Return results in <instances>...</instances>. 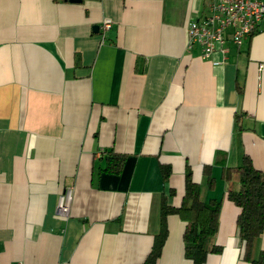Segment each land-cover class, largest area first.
I'll return each mask as SVG.
<instances>
[{"label":"crops","instance_id":"crops-1","mask_svg":"<svg viewBox=\"0 0 264 264\" xmlns=\"http://www.w3.org/2000/svg\"><path fill=\"white\" fill-rule=\"evenodd\" d=\"M210 1L0 0V264H147L161 196L174 188L169 202L181 204L188 164L203 200L222 202L223 251L205 264H250L227 199L240 182L223 180L222 166L247 153L264 172V23L201 58L187 30ZM111 150L128 154L119 175L102 171ZM161 163L172 165L167 181ZM167 226L155 264H193L185 221ZM261 250L264 233L252 256Z\"/></svg>","mask_w":264,"mask_h":264},{"label":"trees","instance_id":"trees-1","mask_svg":"<svg viewBox=\"0 0 264 264\" xmlns=\"http://www.w3.org/2000/svg\"><path fill=\"white\" fill-rule=\"evenodd\" d=\"M128 154L111 150L106 155L103 172L119 175L122 173ZM222 163V162H221ZM222 179L238 180L239 190H230L227 199L239 209L237 225L244 244V260L250 264H264V250L258 257L252 256L255 241L264 233V172L257 168L249 155L244 156L239 167H227L223 163ZM213 165H205L203 172L208 178L209 189L213 190L216 178L213 176ZM160 169L164 181H167L173 168L171 164L161 163ZM185 192L180 205H172L169 197L175 194L174 188L163 192L160 205V230L154 236L150 252L146 257L147 264H155L161 257L166 239L169 236L168 219L178 215L185 223L184 243L185 256L193 264H205L210 254L223 251V246L215 243L219 229L222 202L215 198L203 200L201 186L194 178L192 167L185 169Z\"/></svg>","mask_w":264,"mask_h":264},{"label":"built area","instance_id":"built-area-1","mask_svg":"<svg viewBox=\"0 0 264 264\" xmlns=\"http://www.w3.org/2000/svg\"><path fill=\"white\" fill-rule=\"evenodd\" d=\"M112 23L111 19H104L102 29L109 30ZM263 23L264 0H211L205 13L189 22L187 48L189 51L198 48L201 58L210 59L217 51L225 54L228 42L243 45L262 29ZM257 70L264 83V61L258 63ZM72 199L73 188L67 187L59 196L56 210L59 216L69 217Z\"/></svg>","mask_w":264,"mask_h":264},{"label":"water","instance_id":"water-1","mask_svg":"<svg viewBox=\"0 0 264 264\" xmlns=\"http://www.w3.org/2000/svg\"><path fill=\"white\" fill-rule=\"evenodd\" d=\"M75 1H77V2H81L82 0H75Z\"/></svg>","mask_w":264,"mask_h":264}]
</instances>
